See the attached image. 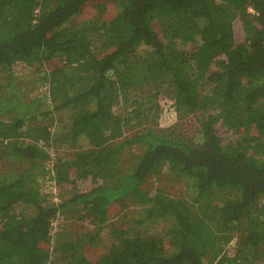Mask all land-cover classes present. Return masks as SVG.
<instances>
[{
  "label": "trees",
  "instance_id": "obj_1",
  "mask_svg": "<svg viewBox=\"0 0 264 264\" xmlns=\"http://www.w3.org/2000/svg\"><path fill=\"white\" fill-rule=\"evenodd\" d=\"M0 264H264V0H0Z\"/></svg>",
  "mask_w": 264,
  "mask_h": 264
},
{
  "label": "rangeland",
  "instance_id": "obj_2",
  "mask_svg": "<svg viewBox=\"0 0 264 264\" xmlns=\"http://www.w3.org/2000/svg\"><path fill=\"white\" fill-rule=\"evenodd\" d=\"M64 184V183H63ZM164 190V189H166V191H169V193H172V194H175V192H177L178 190H174V189H172V188H170L169 187V185H167L166 187H162L161 185H159V187H154L153 188V193L156 191L157 192V190ZM76 190V185L74 184V185H72V187L70 188V189H68V191L70 192V191H75ZM51 191L53 192V193H60V194H62V192H64L63 190H62V187L60 188V186L56 183V181H54V180H52V186H51ZM155 192V193H156ZM139 211H141L139 208H136V207H130L129 209H128V211H127V213H126V217L128 218V219H124L123 221L124 222H127V221H129V220H133V221H135V219H137V218H139L140 216H139ZM115 214H113V216H112V220H110V223H114V221H115ZM112 224H110V225H112ZM130 225V224H129ZM131 226V225H130ZM133 228V232L135 233V236H142V234H141V232L143 231V229H144V227H136V226H133L132 227ZM160 230H161V225H159V223H157L156 224V226L153 228V233L154 234H156V233H158V232H160ZM170 243H168V242H166V240L164 241H162V249H168L169 247H170Z\"/></svg>",
  "mask_w": 264,
  "mask_h": 264
}]
</instances>
